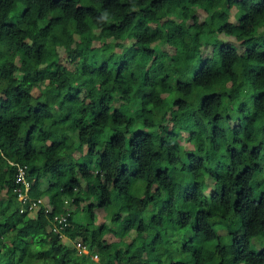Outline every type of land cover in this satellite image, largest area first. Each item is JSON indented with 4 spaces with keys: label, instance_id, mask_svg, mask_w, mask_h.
<instances>
[{
    "label": "trees",
    "instance_id": "16d2710c",
    "mask_svg": "<svg viewBox=\"0 0 264 264\" xmlns=\"http://www.w3.org/2000/svg\"><path fill=\"white\" fill-rule=\"evenodd\" d=\"M10 161L50 212L20 211ZM0 264H264V0H0Z\"/></svg>",
    "mask_w": 264,
    "mask_h": 264
},
{
    "label": "rangeland",
    "instance_id": "374dc122",
    "mask_svg": "<svg viewBox=\"0 0 264 264\" xmlns=\"http://www.w3.org/2000/svg\"><path fill=\"white\" fill-rule=\"evenodd\" d=\"M234 12H235V8H232L231 9V16H230V19L234 20L235 21V18H234ZM59 13V12H58ZM203 13V12H202ZM201 13V10H199V15L202 14ZM63 32H65V27L62 26L60 27L56 33L59 35V34H62ZM91 37L94 39V44H97L100 39L102 37H108V31L106 30H95L94 33L91 35ZM221 38L222 39H225V40H228V41H231V42H234L237 47L239 48L240 51H242V45L235 40L234 37L232 36H226V35H221ZM65 41L66 43H70V44H76L77 47L80 49V50H83V49H86V42L82 39L79 38L78 35L76 34H67L65 35ZM132 40L128 37H124V38H121L119 41H118V44L116 45V50L118 51H129L130 49H132L130 47V44H131ZM210 49H211V46H207L203 49L204 51V55H207L209 54L210 52ZM167 51L171 54L174 53L173 49L172 48H168ZM60 52H62V48H60ZM89 58L91 60L92 63L94 64H100L103 59H104V54L100 51H97L95 49L89 51ZM146 90V88L143 86V85H137L134 90H133V95L134 96H140L144 91ZM214 111H216V109H214ZM195 132V135L197 137V139L201 142L202 145H204V147H207V143H208V138L205 136L204 134V131H203V128H197V129H184L182 132H183V135L185 136V139H188V137L191 135L192 132ZM81 152H77L75 151L74 152V155L75 156H80ZM83 155V158L86 160V161H89L91 159V157L89 155H87V153H82ZM27 164V163H26ZM30 166H32V163L30 162L29 163ZM28 166V164H27ZM29 168V166H28ZM169 179L171 181L174 182L175 184V189L177 190V193L181 192L183 190V185H187L189 183V181H191V177L189 175H185L184 173H181V172H176L174 174H171L169 176ZM49 180V179H48ZM210 182H212V189H219V185L217 182L213 181L212 179H210ZM48 186V181H47V178H42L41 181H40V184H39V190H45ZM45 201H48L46 196L43 195L42 197ZM58 201L60 202V207L62 209H66V208H69V210L72 212L75 211V205H71L70 204V199L67 198V197H58ZM83 204V202L81 203ZM47 207H49V205H46ZM51 207V206H50ZM120 208H121V203H115L113 205H111L110 207L108 208H104V207H97L95 208V215H96V222L98 224H101V223H106L108 224L109 226H112V222H111V217L112 216H115V215H118L120 214L121 217L124 216V213L120 212ZM33 213V212H31ZM73 215H75V217H77V214L74 213ZM86 215L83 213L82 214V217L84 218ZM110 240H116V237L112 235V233H108L106 235ZM96 260H99L100 257H96L94 258Z\"/></svg>",
    "mask_w": 264,
    "mask_h": 264
},
{
    "label": "built area",
    "instance_id": "2783aa9c",
    "mask_svg": "<svg viewBox=\"0 0 264 264\" xmlns=\"http://www.w3.org/2000/svg\"><path fill=\"white\" fill-rule=\"evenodd\" d=\"M11 162V161H10ZM16 166V173H15V183L12 188L13 192L16 193L17 201L20 205V211H29L32 212L33 210L37 209L40 205L45 206V212L48 213L51 211V207L46 206L45 200L41 196H33L30 194L31 182L28 179V166L27 164H22L20 162H11ZM69 212L65 211L61 214H56L53 217L54 226L58 228H63L68 225V216ZM57 223L59 224L57 226ZM75 248L82 253L88 254L89 249L86 244L81 241L74 242ZM99 257L98 254H92V258ZM96 260V259H95Z\"/></svg>",
    "mask_w": 264,
    "mask_h": 264
},
{
    "label": "clouds",
    "instance_id": "9594fccd",
    "mask_svg": "<svg viewBox=\"0 0 264 264\" xmlns=\"http://www.w3.org/2000/svg\"><path fill=\"white\" fill-rule=\"evenodd\" d=\"M42 197V196H41Z\"/></svg>",
    "mask_w": 264,
    "mask_h": 264
}]
</instances>
